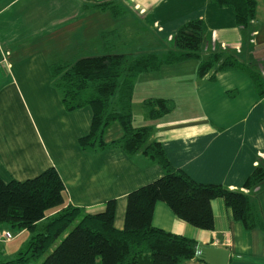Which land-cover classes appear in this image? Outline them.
<instances>
[{"label":"crops","instance_id":"1","mask_svg":"<svg viewBox=\"0 0 264 264\" xmlns=\"http://www.w3.org/2000/svg\"><path fill=\"white\" fill-rule=\"evenodd\" d=\"M255 1V19L243 32L231 7L210 0H0V59H5L0 63V178L24 181L52 167L64 185V206L95 213L114 199L113 225L123 229L128 193L161 177L163 170L117 145L82 149L78 140L89 132L92 109L64 108L50 64L103 55L102 34L107 32L118 34L114 53L164 57L177 29L201 19L207 27L202 59L212 51H227L264 81V0ZM198 64L190 59L138 75L132 125L151 126V139L161 143L171 165L195 182L238 190L264 155V96L246 70L198 77ZM149 98L171 100L174 108L150 119L143 104ZM121 134L115 122L104 141L111 143ZM250 198L264 211V188ZM210 205L212 230L189 225L161 201L155 203L152 225L228 250V264H264L263 231L245 229L220 198ZM57 211L49 210L38 226ZM12 232L13 239L0 244V260L14 258L31 235ZM181 264L207 263L193 258Z\"/></svg>","mask_w":264,"mask_h":264},{"label":"trees","instance_id":"2","mask_svg":"<svg viewBox=\"0 0 264 264\" xmlns=\"http://www.w3.org/2000/svg\"><path fill=\"white\" fill-rule=\"evenodd\" d=\"M210 1L220 7H231L236 26L243 32L250 30L256 15L255 0ZM206 35L207 27L201 19L190 20L177 29L173 48L160 57L151 52L114 53L119 37L116 32H107L102 34L103 55L50 64L52 84L59 90L64 108L90 106L92 109L89 132L78 140L82 149L102 150L117 145L129 156L141 153L157 163L163 175L128 193L121 230L113 225L114 199L107 200L102 210L95 213L64 206V185L52 167L24 181L5 182L0 178V227L31 233L24 248L14 258L0 260V264H181L193 258L202 260L199 244L194 239L152 225L158 201L164 202L189 225L212 230L214 218L210 203L220 198L245 229H260L264 233V211L258 210L250 198V194L256 195L264 188V155L241 189L201 184L171 165L161 143L151 139V126L135 128L132 125L135 78L163 64L195 59L199 61L198 77L209 73L210 78L227 69L246 70L258 95L264 96L261 74L234 54L217 50L201 58ZM143 104L150 119L160 118L174 108L168 99L149 98ZM115 122L121 128V137L105 143L104 133ZM56 208L58 211L38 226L47 212ZM62 234L64 236L56 243Z\"/></svg>","mask_w":264,"mask_h":264},{"label":"water","instance_id":"3","mask_svg":"<svg viewBox=\"0 0 264 264\" xmlns=\"http://www.w3.org/2000/svg\"><path fill=\"white\" fill-rule=\"evenodd\" d=\"M201 259L207 264H228L229 251L213 245L199 244Z\"/></svg>","mask_w":264,"mask_h":264},{"label":"built area","instance_id":"4","mask_svg":"<svg viewBox=\"0 0 264 264\" xmlns=\"http://www.w3.org/2000/svg\"><path fill=\"white\" fill-rule=\"evenodd\" d=\"M0 63L5 64V59L1 56ZM13 237V232L8 229L0 228V244L8 242Z\"/></svg>","mask_w":264,"mask_h":264},{"label":"rangeland","instance_id":"5","mask_svg":"<svg viewBox=\"0 0 264 264\" xmlns=\"http://www.w3.org/2000/svg\"><path fill=\"white\" fill-rule=\"evenodd\" d=\"M66 232H67V231H66ZM66 232H65V233H66ZM65 233H64V234H65ZM64 234H62V235L56 240V243L59 242V240L61 239L62 236H64ZM13 237H14V234H13ZM13 237H12V239H13ZM12 239H11V240H12ZM19 240H21V239H19ZM19 240H17V241L15 242V244H17V243L19 242ZM9 241H10V240H9ZM44 258H45V257H43L42 260H43Z\"/></svg>","mask_w":264,"mask_h":264}]
</instances>
